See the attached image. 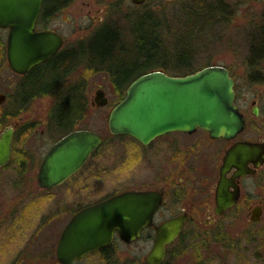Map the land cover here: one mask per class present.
<instances>
[{
    "label": "rangeland",
    "instance_id": "374dc122",
    "mask_svg": "<svg viewBox=\"0 0 264 264\" xmlns=\"http://www.w3.org/2000/svg\"><path fill=\"white\" fill-rule=\"evenodd\" d=\"M218 1L219 17L215 15L208 22L207 10L217 5L214 0H144L141 4H134L131 0H69L42 25L61 34L65 39L62 49H67L86 39L106 23L115 25L128 37L134 18L149 10L161 22L166 47L174 52L176 38L184 35L190 28L189 17L194 13H201L198 15L206 18H202L200 32L188 52L192 57L191 67L199 69L209 64L225 66L235 81L234 87L242 93V100H249L252 96L251 89L256 84L264 87V84H254L246 64L250 1ZM233 12L234 20L230 18ZM96 15L102 16V22L95 21ZM195 30L199 28L196 27ZM1 39H6V31L2 29L0 42ZM68 79L69 82L83 83L85 111L75 129L86 128L97 132L102 137V143L87 162L62 184L49 191L39 190L35 178L38 163L50 145L64 133L57 130L48 119L53 104L51 95L36 97L24 108H18L13 99L8 97L14 92L19 76L11 71L5 51L0 48V92L7 96L0 103V130L6 124L18 122L14 137V159L9 166L14 165L17 157H29L32 176L27 187L30 194L26 202L38 205H84L123 191L127 187L152 184V162L141 159V144L125 136L128 134L114 135L108 129L109 112L123 96L113 88L109 74L105 71L93 72L81 64L69 74ZM97 88H102L107 95L108 102L105 105L91 104ZM152 145L144 149H150ZM10 172L11 167L0 170V173ZM4 189L7 193L11 192L8 188ZM221 220L224 223L222 228L209 235L213 239L202 246V252H220L225 255L224 259L229 264H233L235 257L239 256L245 261L242 264H264V217L263 221L250 222L246 216V205L241 203L239 210L221 217ZM117 245L121 248L117 257H120L119 253H126V264H140V259L148 253L152 242L139 240L130 245ZM191 245L193 242L189 240L176 243L175 248L182 253L179 264H185L187 254L193 251L189 247ZM5 246L0 249V264L6 262L9 256ZM183 247L186 249L184 252ZM168 262L170 264L169 260ZM214 262L217 264L220 261Z\"/></svg>",
    "mask_w": 264,
    "mask_h": 264
},
{
    "label": "flooded vegetation",
    "instance_id": "af4514ba",
    "mask_svg": "<svg viewBox=\"0 0 264 264\" xmlns=\"http://www.w3.org/2000/svg\"><path fill=\"white\" fill-rule=\"evenodd\" d=\"M249 1L246 64L250 69L254 84H264V0ZM43 2L44 0L41 2L35 29L54 31L42 25L51 17L41 18ZM214 2L219 4L218 0L217 2L214 0ZM215 15L219 17V12ZM234 15L233 12L230 16L232 20H234ZM95 21L102 22V16L96 15ZM0 29L6 31V39H1L0 42V48L6 54L9 28L0 26ZM64 42L63 38V45ZM12 72L19 77L23 75ZM234 90V101L245 118V125L232 138L213 137L207 130L200 127L191 132L169 131L156 136L148 144H142L131 135H125L141 144L143 147L140 149L141 159L145 158V161L152 162L153 177V183L148 186L145 184L141 187H127L125 190H155L161 195V201L153 214L152 224L144 227L137 239L125 241L115 232L111 242L88 251L82 256L80 262L75 264H126V260L124 261L126 253H119L120 257H117L118 251L121 250L117 243L130 245L141 240L153 244L154 226L179 215H184L185 220L174 240L166 246L164 258L160 264H168V260L170 264H179L182 253L177 247L175 248V245L188 240L193 242V245L189 246L193 251L187 254L189 259L187 257L185 264H215V260L220 261L217 264H229L224 259L225 255L220 252L209 250L202 252L201 250L207 241L213 239L209 235L222 228L224 223L221 217L239 210L241 203L246 205V216L250 222L263 221L264 217V87H259L256 84L251 89L250 99L244 101L241 98L242 93L235 87ZM2 94H4V98L1 102L7 98L5 93ZM8 97L15 103L14 95L10 93ZM13 123L15 127L10 158L6 164L0 165V170L11 167L9 174L0 173V249L1 246L6 245L5 249L7 248V254H9L7 261L3 264H65L57 256L58 242L62 232L80 210L95 202L84 205L27 203L30 194L27 187L32 176L29 157H17L14 165L9 166L14 159V137L18 122L8 125ZM8 125H4L0 132ZM242 142L252 144L253 147L251 151L247 150L241 153L245 161L242 170L245 172L236 175L240 169L232 164L227 166L224 159L232 146ZM151 144H153L152 148L144 149ZM36 175L37 172L35 178ZM221 177L225 179L224 192L237 191L238 197L231 205L219 211L216 193ZM59 185L45 188L37 184L38 189L44 191H49ZM4 188L10 189L11 192L7 193ZM116 193L106 195L98 201ZM253 209L258 213L256 220L250 218ZM33 214L34 218L32 219ZM215 239L219 240V237ZM219 242L222 243V240L220 239ZM184 250L186 249L183 247L182 252ZM145 255L140 259V264H142ZM234 260L233 264L245 263L242 256L235 257Z\"/></svg>",
    "mask_w": 264,
    "mask_h": 264
},
{
    "label": "water",
    "instance_id": "95a60500",
    "mask_svg": "<svg viewBox=\"0 0 264 264\" xmlns=\"http://www.w3.org/2000/svg\"><path fill=\"white\" fill-rule=\"evenodd\" d=\"M41 2L0 0V26L9 28L7 62L10 69L19 74L46 61L63 44L60 34L35 29ZM3 98L4 94L0 93V102ZM234 98V79L223 65H206L185 75H170L155 69L129 83L123 98L109 112L108 129L113 134H129L142 144L169 131L191 132L197 127L213 137L232 138L245 125ZM107 102L105 91L97 88L91 104L102 106ZM14 127L13 123L0 132V165L10 158ZM101 141L97 132L86 128L63 135L43 155L36 175L37 184L45 188L61 184L83 166ZM252 147L242 142L228 150L224 161L227 166L232 164L240 169L236 175L245 172L241 153L251 151ZM225 188V179L221 177L216 193L219 211L238 197L237 191L225 193ZM160 201L161 195L155 190L129 189L83 208L62 232L58 259L65 264L78 263L88 251L111 242L115 232L125 241L137 239L141 230L152 224ZM250 218H258L255 209ZM184 220V215H179L154 226L153 244L142 264L162 262L166 246L174 240Z\"/></svg>",
    "mask_w": 264,
    "mask_h": 264
},
{
    "label": "trees",
    "instance_id": "16d2710c",
    "mask_svg": "<svg viewBox=\"0 0 264 264\" xmlns=\"http://www.w3.org/2000/svg\"><path fill=\"white\" fill-rule=\"evenodd\" d=\"M68 1L44 0L41 18H49ZM219 7L217 4L207 10L208 22ZM198 14L189 17L190 28L176 38L174 52L166 47L161 22L149 10L134 18L128 37L115 25L103 24L86 39L60 49L47 61L20 76L12 93L15 103L18 108H24L36 97L51 95L53 104L48 119L65 134L75 129L85 111L83 83L69 82L68 79L81 64L93 72L108 73L113 88L122 95L133 79L151 70L161 69L171 75L191 73L196 69L191 67L192 57L188 52L200 32L202 18H206ZM196 27L199 30H195Z\"/></svg>",
    "mask_w": 264,
    "mask_h": 264
}]
</instances>
